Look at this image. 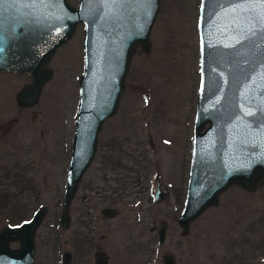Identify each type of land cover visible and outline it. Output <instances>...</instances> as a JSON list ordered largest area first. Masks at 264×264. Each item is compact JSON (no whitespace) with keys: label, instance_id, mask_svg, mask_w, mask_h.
I'll return each mask as SVG.
<instances>
[{"label":"rangeland","instance_id":"rangeland-1","mask_svg":"<svg viewBox=\"0 0 264 264\" xmlns=\"http://www.w3.org/2000/svg\"><path fill=\"white\" fill-rule=\"evenodd\" d=\"M198 6L199 0H160L149 50L138 46L132 55L118 110L104 121L71 201L68 228L58 227L57 219L83 70V24L51 57L53 74L35 105L22 107L15 99L30 74L0 70V192L20 210L11 213L1 196L0 229L47 205L36 233L41 264H54L52 249H72L71 235L88 233L81 222L88 213L91 235H105L111 264H162L164 252L173 253L176 264H264V185L253 191L231 185L187 233L177 222L199 86ZM105 204L117 213L103 217ZM161 221L167 229L158 244Z\"/></svg>","mask_w":264,"mask_h":264},{"label":"water","instance_id":"water-1","mask_svg":"<svg viewBox=\"0 0 264 264\" xmlns=\"http://www.w3.org/2000/svg\"><path fill=\"white\" fill-rule=\"evenodd\" d=\"M160 0H0V70L28 73L16 102L33 106L52 77L56 49L83 24V70L59 225L70 222L71 201L98 148L104 121L115 115L135 49L147 52ZM199 86L185 196L177 219L182 233L233 184L264 185V2L199 0ZM48 210L35 209L0 229V264H33L35 233ZM114 216L117 208L103 206ZM167 223L157 229V243ZM17 241L12 247L10 242ZM102 251L96 264H107ZM68 254L62 264H68ZM162 264H176L171 252Z\"/></svg>","mask_w":264,"mask_h":264},{"label":"flooded vegetation","instance_id":"flooded-vegetation-1","mask_svg":"<svg viewBox=\"0 0 264 264\" xmlns=\"http://www.w3.org/2000/svg\"><path fill=\"white\" fill-rule=\"evenodd\" d=\"M15 97H16V94H15ZM19 106H21V105H19ZM22 107H30V106H22ZM103 206L115 207L113 204H105V205H102L100 207V209ZM117 211H118V209H117ZM100 214L103 217H110V216L102 214L101 211H100ZM87 215H88V217H84V219L81 222L83 223V225L84 224L87 225L88 233L85 232V233L80 234L79 232H77L75 235H71L70 241H71V244L73 245V248L70 250L69 249H52L51 251L53 252L54 257H51V259H52L54 264H62V262L64 261V255L66 253L68 254V256L66 257L68 260V264H96V254L98 251L104 252L103 256H104V258L106 257L107 264H111L110 253L108 252V249L104 246V244L102 242L105 235L104 234H98V235H96V237H93L91 235L93 230H92V225H90V223L88 222L90 220L89 219V217H90L89 213ZM26 219H28V218H26ZM18 223H20V222L10 223V224H18ZM57 225H58V227H60L59 217L57 219ZM69 225H70V222H69ZM69 225H68V227H69ZM68 227H66V228H68ZM36 233H37V230H36ZM13 242L17 243V245H18L17 241H13ZM13 242H10V245ZM35 246H36V234H35ZM12 247H15V246H12ZM90 252H91V254H90ZM80 256H81V259L77 262V259H79ZM42 260L39 257V255L37 253V249L35 247V252L33 255V264H41Z\"/></svg>","mask_w":264,"mask_h":264},{"label":"trees","instance_id":"trees-1","mask_svg":"<svg viewBox=\"0 0 264 264\" xmlns=\"http://www.w3.org/2000/svg\"><path fill=\"white\" fill-rule=\"evenodd\" d=\"M3 197V204L4 203H6V205H8L7 204V201H9V203L11 204V206H12V210H11V213H13L14 215H16V214H19L20 213V210H19V205H18V201H17V203H16V201H11L10 200V198L9 197H11V196H9V195H7L6 193H2V192H0V197ZM24 219V218H23ZM21 220H22V218H21ZM17 222H19V220H9V223H17Z\"/></svg>","mask_w":264,"mask_h":264},{"label":"snow or ice","instance_id":"snow-or-ice-1","mask_svg":"<svg viewBox=\"0 0 264 264\" xmlns=\"http://www.w3.org/2000/svg\"><path fill=\"white\" fill-rule=\"evenodd\" d=\"M262 2H264V0H262Z\"/></svg>","mask_w":264,"mask_h":264}]
</instances>
